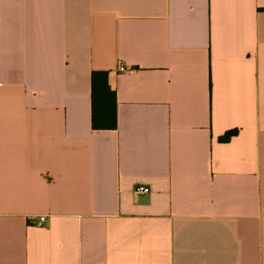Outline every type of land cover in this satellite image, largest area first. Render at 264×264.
<instances>
[{
  "label": "crops",
  "instance_id": "obj_1",
  "mask_svg": "<svg viewBox=\"0 0 264 264\" xmlns=\"http://www.w3.org/2000/svg\"><path fill=\"white\" fill-rule=\"evenodd\" d=\"M0 264H264V0H0Z\"/></svg>",
  "mask_w": 264,
  "mask_h": 264
},
{
  "label": "trees",
  "instance_id": "obj_2",
  "mask_svg": "<svg viewBox=\"0 0 264 264\" xmlns=\"http://www.w3.org/2000/svg\"><path fill=\"white\" fill-rule=\"evenodd\" d=\"M92 127L94 130H115L117 128L116 97L108 85V72L92 73ZM238 133L231 130L220 138L229 142Z\"/></svg>",
  "mask_w": 264,
  "mask_h": 264
},
{
  "label": "built area",
  "instance_id": "obj_3",
  "mask_svg": "<svg viewBox=\"0 0 264 264\" xmlns=\"http://www.w3.org/2000/svg\"><path fill=\"white\" fill-rule=\"evenodd\" d=\"M121 71H124V68L121 67L120 68ZM136 192L138 193H148L150 192V189L148 187H144V186H139L136 188ZM40 222H45L46 221V217L45 216H42L39 218Z\"/></svg>",
  "mask_w": 264,
  "mask_h": 264
}]
</instances>
